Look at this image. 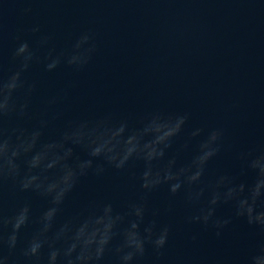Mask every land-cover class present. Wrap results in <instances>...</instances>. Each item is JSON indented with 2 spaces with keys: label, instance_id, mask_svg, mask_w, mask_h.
I'll use <instances>...</instances> for the list:
<instances>
[{
  "label": "water",
  "instance_id": "95a60500",
  "mask_svg": "<svg viewBox=\"0 0 264 264\" xmlns=\"http://www.w3.org/2000/svg\"><path fill=\"white\" fill-rule=\"evenodd\" d=\"M34 25L51 34L57 50L71 49L84 31L95 44L88 64L78 72L61 65L43 73L33 65L25 73L27 79L38 81L33 110L42 97L67 91L61 103L63 116L45 131V139L55 138L67 121L78 117L110 113L136 128L150 111H186L189 119L166 157L193 127H200L202 135L221 127L223 147L208 162L205 178L229 173L251 180L253 174L242 171L238 154L264 147V0H3L0 75L12 67V37L22 34L34 40L27 31ZM73 157L88 158L80 146H73ZM189 158L185 151L178 163ZM96 163L104 172L79 178L66 195L58 220L93 202H110L120 210L126 201L144 194L149 213L161 209L158 219L171 230L159 256L146 245L134 264H245L249 252L264 242V229L236 217L229 204L215 210L217 216L230 217L219 235L214 228L186 223L183 189L172 195L167 185H161L144 193L140 161L130 160L121 170L99 159ZM21 201L30 203L33 214L46 206L44 199L19 191L11 181L0 184V214H11ZM169 203L172 210L164 212ZM30 231L31 226L25 229ZM102 264H112V257L106 256Z\"/></svg>",
  "mask_w": 264,
  "mask_h": 264
},
{
  "label": "clouds",
  "instance_id": "9594fccd",
  "mask_svg": "<svg viewBox=\"0 0 264 264\" xmlns=\"http://www.w3.org/2000/svg\"><path fill=\"white\" fill-rule=\"evenodd\" d=\"M27 31L35 39L30 41L22 34L12 37V67L0 75V184L11 181L19 191L44 199L46 206L33 214L30 203L21 201L11 214H0V264H102L106 256L112 257V264H134L144 255L146 245L159 256L171 226L159 221L161 209L149 213L144 194L126 201L120 210L110 202H93L58 220L65 197L79 178L104 172L97 159L117 170L125 169L130 160L142 162L139 181L144 193L161 185H167L172 195L183 189L189 212L186 223L214 228L219 235L230 217L217 216L215 210L219 204H229L236 217L264 229V147L238 154L242 171L253 174L250 181L229 173L205 178L208 162L223 147V128H209L202 135L200 127H193L166 157L173 138L189 119L186 111H150L136 128L110 113L78 117L67 121L58 136L45 139V131L63 116L61 103L67 91L42 97L39 108L33 110L38 81L27 79L25 73L33 65H39L43 73H52L61 65L78 72L88 64L95 44L84 31L71 49L57 50L51 34L42 32L39 25ZM73 146L83 148L88 158L73 157ZM185 151L190 158L178 163ZM171 210L169 203L163 211ZM29 226L31 231L26 233ZM245 264H264V242L249 252Z\"/></svg>",
  "mask_w": 264,
  "mask_h": 264
}]
</instances>
